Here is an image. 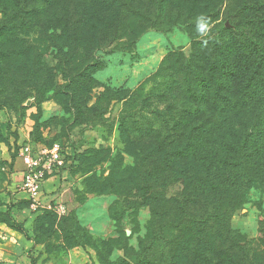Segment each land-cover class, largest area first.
Segmentation results:
<instances>
[{
  "label": "trees",
  "instance_id": "1",
  "mask_svg": "<svg viewBox=\"0 0 264 264\" xmlns=\"http://www.w3.org/2000/svg\"><path fill=\"white\" fill-rule=\"evenodd\" d=\"M0 15V38L39 30L43 51L83 55L89 90L104 67L99 53L134 56L150 30L184 32L189 54L179 50L162 64L164 106L149 107L146 119L121 116L120 135L153 162L148 238L134 261L264 264L260 244L233 224L252 191H264V0H0ZM200 17L210 25L204 37ZM114 100L126 98L117 92ZM73 159L71 177L81 164Z\"/></svg>",
  "mask_w": 264,
  "mask_h": 264
},
{
  "label": "rangeland",
  "instance_id": "2",
  "mask_svg": "<svg viewBox=\"0 0 264 264\" xmlns=\"http://www.w3.org/2000/svg\"><path fill=\"white\" fill-rule=\"evenodd\" d=\"M46 37L24 28L0 38V264H136L148 238L153 162L143 163L145 148L135 150L132 137L120 135L121 116L137 111L146 119L149 107L164 106L162 64L179 50L189 54L190 40L179 29L150 30L134 56L99 53L104 67L89 90L88 60L68 49L64 56L43 51ZM117 92L126 100H114ZM53 141L81 164L48 195L65 213L34 214L14 159L26 144ZM251 194L233 224L264 254V191ZM4 233L23 236L22 243Z\"/></svg>",
  "mask_w": 264,
  "mask_h": 264
},
{
  "label": "built area",
  "instance_id": "3",
  "mask_svg": "<svg viewBox=\"0 0 264 264\" xmlns=\"http://www.w3.org/2000/svg\"><path fill=\"white\" fill-rule=\"evenodd\" d=\"M18 158L24 166L19 188L29 203V211L34 214L51 211L63 215L65 206L43 202V186L50 178L71 176V169L76 163L69 157L66 148L58 141L39 143L35 146L26 144L20 148Z\"/></svg>",
  "mask_w": 264,
  "mask_h": 264
},
{
  "label": "crops",
  "instance_id": "4",
  "mask_svg": "<svg viewBox=\"0 0 264 264\" xmlns=\"http://www.w3.org/2000/svg\"><path fill=\"white\" fill-rule=\"evenodd\" d=\"M19 159L20 158H17V160H16V162H15V167H14V169L16 170V171H18V175L20 176V178H21V175H22V171H23V169H24V166L23 167H19L20 165H19ZM23 164V163H22ZM69 177H71V176H69ZM68 177V178H69ZM67 178V176L66 175H62V176H59V177H53V178H50V179H48L45 183H44V186H43V194H44V197H43V202H45V204H51V202L53 201V197H56V195L55 196H53V197H49L48 195H51V194H53V193H56V191L60 188V184H61V181H63V180H65V179H68ZM48 196V197H47ZM29 210V209H28ZM4 234H6V237H13V238H15V240L17 241V242H19V244H21L22 243V238H23V236H21V235H18V234H10V233H4Z\"/></svg>",
  "mask_w": 264,
  "mask_h": 264
},
{
  "label": "clouds",
  "instance_id": "5",
  "mask_svg": "<svg viewBox=\"0 0 264 264\" xmlns=\"http://www.w3.org/2000/svg\"><path fill=\"white\" fill-rule=\"evenodd\" d=\"M197 32L201 37L207 36L210 30V25L207 23V21L200 17L197 21Z\"/></svg>",
  "mask_w": 264,
  "mask_h": 264
},
{
  "label": "water",
  "instance_id": "6",
  "mask_svg": "<svg viewBox=\"0 0 264 264\" xmlns=\"http://www.w3.org/2000/svg\"><path fill=\"white\" fill-rule=\"evenodd\" d=\"M227 27H229V25L227 24Z\"/></svg>",
  "mask_w": 264,
  "mask_h": 264
}]
</instances>
